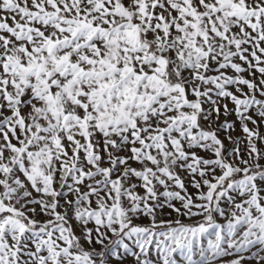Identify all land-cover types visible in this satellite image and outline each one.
<instances>
[{"label": "snow or ice", "instance_id": "obj_1", "mask_svg": "<svg viewBox=\"0 0 264 264\" xmlns=\"http://www.w3.org/2000/svg\"><path fill=\"white\" fill-rule=\"evenodd\" d=\"M0 264H264V0H0Z\"/></svg>", "mask_w": 264, "mask_h": 264}]
</instances>
